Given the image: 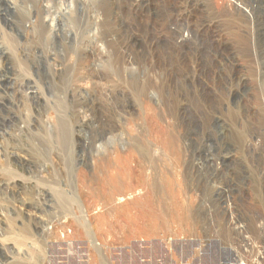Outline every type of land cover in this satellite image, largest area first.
I'll list each match as a JSON object with an SVG mask.
<instances>
[{"label": "rangeland", "instance_id": "1", "mask_svg": "<svg viewBox=\"0 0 264 264\" xmlns=\"http://www.w3.org/2000/svg\"><path fill=\"white\" fill-rule=\"evenodd\" d=\"M263 184L264 0H0L9 228L75 188L120 264H241Z\"/></svg>", "mask_w": 264, "mask_h": 264}, {"label": "built area", "instance_id": "2", "mask_svg": "<svg viewBox=\"0 0 264 264\" xmlns=\"http://www.w3.org/2000/svg\"><path fill=\"white\" fill-rule=\"evenodd\" d=\"M179 19H182L181 16ZM64 196L69 201V207L58 209L59 207L48 203L49 196L46 195L42 212H38L37 209L28 214L22 211V214L19 213L13 219L17 224L15 228H9V222L12 213H15L10 206L16 203L17 193L5 198L7 200V203L3 204L5 209L0 213V264L121 263V249H125V245L121 248L112 234L108 232L101 236L86 234L84 231L80 232L77 226L82 222L85 229H91V217L96 215L102 217L107 211L101 206L92 208L91 214L82 212V209H73L77 203L70 202H77L84 196L87 199L93 198L91 195L81 196L75 188H69ZM202 222L205 229L212 232L210 218L209 222L207 218L206 221L202 218ZM261 229L264 231V223H261ZM241 231L243 232L241 264H264V245L256 242L251 234H247L244 227Z\"/></svg>", "mask_w": 264, "mask_h": 264}, {"label": "bare ground", "instance_id": "3", "mask_svg": "<svg viewBox=\"0 0 264 264\" xmlns=\"http://www.w3.org/2000/svg\"><path fill=\"white\" fill-rule=\"evenodd\" d=\"M236 3H237V2H236ZM239 3H240V2H239ZM239 3L234 4L235 6H233V8L236 7L237 9H241V7H242L243 12H246V13L248 14V12H250V11L248 10L249 8H248V9H246V8L244 9L243 6H242V3H241V4H239ZM230 6H232V4H231ZM229 8H230V7H229ZM230 9H232V8H230ZM234 10H235V9H234ZM230 11L232 12V10H230ZM231 12H230V13H231ZM245 15H246V14H245ZM190 38H191V37H190ZM216 45H217V44H216ZM216 47H217V46H216ZM225 49H226V48H225ZM217 53H218V52H217ZM1 55H2V54H1ZM1 74H2V73H1ZM224 81H225V80H224ZM228 94H229V93H228ZM152 159H153V158H152ZM263 185H264V184H263ZM237 194H238V193H237ZM255 202H256V201H255ZM253 203H254V202H253ZM228 207H229V206H228ZM228 209H229V208H228Z\"/></svg>", "mask_w": 264, "mask_h": 264}]
</instances>
